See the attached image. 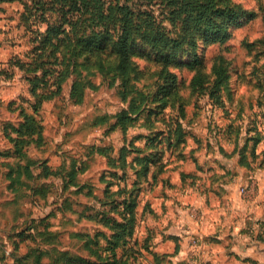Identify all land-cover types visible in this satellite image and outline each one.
Masks as SVG:
<instances>
[{
    "label": "trees",
    "instance_id": "trees-1",
    "mask_svg": "<svg viewBox=\"0 0 264 264\" xmlns=\"http://www.w3.org/2000/svg\"><path fill=\"white\" fill-rule=\"evenodd\" d=\"M11 1L14 0H0V3ZM128 1H22L25 8L22 16L45 23L46 27L34 39L33 58L23 61L18 57L12 64L26 73L35 100L32 105L34 113L23 109L21 122L4 127V132L11 130L9 138L14 150L6 153L0 151V158L9 155L18 159L17 165H11L6 174L10 181L9 188L12 191L30 188L33 196L43 198L49 195L50 187L35 186L34 183L49 177H61L63 192L68 194L64 207L72 209L70 199L74 194L84 193L93 197L96 203L85 205L82 215L101 226L95 232L70 231V236L82 243L85 254L60 247V233L51 230L50 226L39 229L37 224L29 225L21 231L22 239L40 238L49 247H34L20 257L22 264H131V260L137 258L133 253V238L144 185L154 184L164 172L168 164L165 158L167 153L185 156L183 144L186 131L179 122L172 120L170 124L160 127H156V120L150 122L153 115L163 112L179 97L178 77L169 67L186 66L195 70L190 83L192 90L208 94L216 103L222 102L221 91L231 79L230 67L222 57L216 58L212 72L207 74L202 71L203 60L196 57L194 61L186 62L178 60V56L185 49V44L195 47L200 35L206 36L207 43L225 41L231 34V25L245 13L242 6L234 4L232 0H161L165 16L173 27L171 29L162 25L152 11H137ZM50 12L56 16L55 20L48 16ZM139 43L153 52L149 56H154L161 66L157 91L146 92L136 83L141 77L139 66L134 61ZM92 66L109 79V86L117 84L119 94L128 101V106L116 114L109 131L120 128L127 133L131 124L146 113L142 125L148 133L134 136L118 152L112 145L94 143L89 146L86 160H72L69 167L63 162L60 167L54 168L48 159L30 157L28 148L41 147L45 142V126L36 116L37 112L46 101L63 92L69 78H72L71 101L83 102L87 88L96 87L92 78H88V74H96L91 70ZM107 123V116H97L92 124L102 127ZM261 139V132L256 127V133L247 139L252 142L251 145L246 143L242 148L236 147L241 165L250 166L247 149H250L252 157H257V145ZM94 154L104 156L112 168L101 176V181L106 183L101 195H97L91 186L85 192L87 185L79 180L80 173L88 168L89 157ZM22 195L23 192L18 198ZM25 230L28 231L26 235ZM103 241L106 243L104 245L109 246L103 248ZM152 254L157 264H161V256Z\"/></svg>",
    "mask_w": 264,
    "mask_h": 264
},
{
    "label": "rangeland",
    "instance_id": "rangeland-1",
    "mask_svg": "<svg viewBox=\"0 0 264 264\" xmlns=\"http://www.w3.org/2000/svg\"><path fill=\"white\" fill-rule=\"evenodd\" d=\"M22 1L0 3L2 7L0 9V151L2 153L14 150V144L9 138L12 134L11 130L4 132L5 125L21 122L23 109L34 113L32 105L35 98L30 92L26 73L12 64L18 57L23 61H30L33 58L32 52L36 46L34 39L46 27L45 23H40L34 18L27 20L22 16L25 11ZM232 1L234 4L241 5L245 13L231 25L230 36L223 42L207 43L206 36L200 35L195 47L185 44V49L178 56V60L186 62L194 61L196 57L203 60L202 71L207 74L212 72L216 58L222 57L225 64L230 67L231 77L228 85L221 91L222 102L216 103L208 94L192 90L190 83L196 73L195 70L186 66L172 65L169 70L177 74L179 97L163 112L150 118V122L156 120L154 122L156 127L170 124L172 120L181 124L186 131L183 144L185 156L187 153L185 151L188 146H191L193 148L188 152L191 156L195 157L196 153L206 157L214 155V157L218 156L222 162L224 157H229L228 149L234 147L237 154L236 147H239L241 128L244 131L247 130V135L251 137L256 133V127L264 131V0ZM128 3L137 11H152L162 25L173 28L165 16L161 0H130ZM48 16L51 20L56 18L51 12ZM149 53L153 52L139 43L134 55V61L141 72V77L136 83L146 92L158 90L157 84L160 82L158 73L161 70L154 56H149ZM91 70L96 71V74H88V78H92L96 87L87 88L83 102L71 101L69 93L72 78H69L64 84L63 92L46 101L37 112L36 116L45 126V142L41 147L30 146L28 148L30 157L48 159L54 168L60 167L63 162H66L69 167L72 160L78 158L86 160L89 146L94 143L112 145L115 152H118L134 136L148 133L146 127L142 125L145 123L146 113L131 124L127 133H123L120 128L109 131L116 119V114L128 106V101L119 94L117 84L109 86L108 78L99 73L94 66ZM154 105L156 106L157 103ZM97 116L108 117L106 126L99 127L92 124ZM231 137H235L236 140L229 142ZM202 147H208L207 154ZM247 154L252 158L250 149H247ZM260 158L262 163L254 166L264 168V150L257 155L256 160ZM218 159L210 162L209 172L201 171L203 175L195 179L199 188H205L208 185V179L211 180V187H216V190L224 189V186L220 184L228 182V177L232 179L231 182H234V176L226 173ZM17 160L9 155L0 158V163H3L0 166V264H22L20 257L31 252L34 247H49L40 238L22 239L21 231L29 225L36 224L39 229L48 225L51 230L58 231L60 233L58 239H61L60 247L74 253L86 254V251L81 248L82 243L71 237L70 231L95 232L101 228L95 221L82 215L85 205L92 206L96 203L94 198L84 193L74 194L70 199L73 204L72 209H66L64 199L68 194L63 192L61 177H49L34 183L35 186L50 187L47 197L33 196L30 188L12 191L6 174L11 165H17ZM88 161V168L80 173L79 180L87 185L85 192L91 186L97 195H101L106 185L101 181V176L109 173L112 168L107 163V159L98 154L89 157ZM249 181L252 183L253 179L250 178ZM245 187L249 188V186H240V191ZM71 188L74 190V187ZM22 192L23 195L18 198ZM137 217L138 222L133 238L135 243L133 253L137 255V258L131 260V264H149L153 262L149 260L152 257L151 254L158 253L160 250L158 247L160 243L154 247V243L151 242L152 237L148 236L144 224L140 222L142 217L138 212ZM24 233L26 235L28 231L25 230ZM182 233L187 236L184 229ZM156 242L158 241L155 240ZM190 242V245H195L197 241L191 238ZM104 244L106 243L103 241ZM108 246V244L104 245L103 248ZM164 250L178 251V247L169 245L165 246ZM45 259L48 260L47 257ZM154 261L157 263L155 257Z\"/></svg>",
    "mask_w": 264,
    "mask_h": 264
},
{
    "label": "crops",
    "instance_id": "crops-1",
    "mask_svg": "<svg viewBox=\"0 0 264 264\" xmlns=\"http://www.w3.org/2000/svg\"><path fill=\"white\" fill-rule=\"evenodd\" d=\"M259 131L258 154L264 150V131ZM240 135L239 147L250 146L247 130L241 128ZM191 148L188 146L184 157L167 153L164 172L154 184H145L140 194V222L154 247L160 243L161 264H264V168L254 166L262 163L261 158L249 156L250 166H243L234 147L222 162L214 155L196 153L193 157L188 153ZM203 149L207 154L208 147ZM217 159L234 176V182L228 177V182L220 184L224 189L216 190L208 179V185L199 188L195 179ZM240 186L249 188L240 191ZM191 238L196 239L195 245H190ZM169 245L177 246L178 251L166 252L164 247ZM151 255L149 264H157Z\"/></svg>",
    "mask_w": 264,
    "mask_h": 264
}]
</instances>
